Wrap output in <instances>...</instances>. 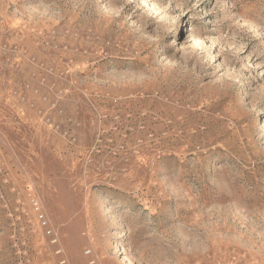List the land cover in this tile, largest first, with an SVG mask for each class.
<instances>
[{"label":"rangeland","instance_id":"1","mask_svg":"<svg viewBox=\"0 0 264 264\" xmlns=\"http://www.w3.org/2000/svg\"><path fill=\"white\" fill-rule=\"evenodd\" d=\"M0 264H264V0H0Z\"/></svg>","mask_w":264,"mask_h":264}]
</instances>
